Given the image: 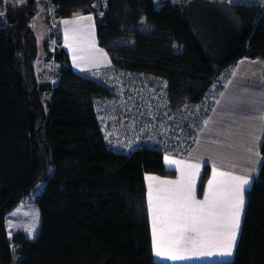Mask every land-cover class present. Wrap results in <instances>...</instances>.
<instances>
[{
  "label": "trees",
  "instance_id": "16d2710c",
  "mask_svg": "<svg viewBox=\"0 0 264 264\" xmlns=\"http://www.w3.org/2000/svg\"><path fill=\"white\" fill-rule=\"evenodd\" d=\"M51 3L57 20L93 14L98 42L113 65L167 79L175 107L200 101L240 58L264 59V22L256 6L207 0H164L158 6L154 0ZM200 4L237 20L234 26L215 25L209 45L188 17ZM40 6L39 0H0V264H162L153 253L145 174L175 171L157 149L125 154L108 147L95 102L113 93L76 72L64 48L54 54L56 80L38 71L32 21ZM260 150L263 162L245 193L235 257L207 264H264V139ZM209 174L206 166L200 193ZM29 199L40 211L38 235L30 239L18 231L9 237L7 216Z\"/></svg>",
  "mask_w": 264,
  "mask_h": 264
},
{
  "label": "crops",
  "instance_id": "0c3cea01",
  "mask_svg": "<svg viewBox=\"0 0 264 264\" xmlns=\"http://www.w3.org/2000/svg\"><path fill=\"white\" fill-rule=\"evenodd\" d=\"M57 23L60 33L59 46L69 53L71 65L76 72L83 74L91 69L107 67L113 64L108 51L100 46L98 42L93 14L79 13L71 17L60 18L57 20ZM32 28L35 31L33 26ZM35 33L37 35L36 31ZM48 36L49 31L47 29L44 40ZM38 51L37 68L39 72H43L42 60L39 59L42 55L39 43ZM45 56L47 57L46 52L42 55V58ZM229 67L231 68L230 79L223 87L214 108L210 112L188 155L186 157L164 156L165 166L170 170H174L175 175L164 176L146 173L145 183L149 207L150 193L152 203L156 205L158 203V196L163 197L166 193L177 190L175 183H161L162 181L185 183L189 179L187 174L194 170L188 169L186 167L188 164L199 165L198 171H195L191 176L194 195L197 201L204 200V196L208 191V181L213 179L214 168L218 172L226 174L225 176L217 175L215 177L216 181L225 182L220 185L221 188L228 187L227 174L229 173L232 176L248 178L250 183L245 186L243 192L245 203L232 254L231 256L193 257L185 260H171L157 257L154 254L155 260L159 263L207 264L209 262H228L235 257L244 219L246 206L245 193L251 187L254 178L258 175L263 162L260 148L264 139V59L242 57ZM165 157L177 163L171 164ZM206 166L210 167V174L203 191L200 193V183ZM182 171L185 173L184 177H182ZM149 218L153 241V214L150 207ZM171 227V223L169 225H162L157 221L156 240L159 243L161 251L166 255L191 256L194 250L193 244L175 235L170 230ZM162 228L164 229L163 232L161 231ZM186 235L192 234L187 233Z\"/></svg>",
  "mask_w": 264,
  "mask_h": 264
},
{
  "label": "built area",
  "instance_id": "2783aa9c",
  "mask_svg": "<svg viewBox=\"0 0 264 264\" xmlns=\"http://www.w3.org/2000/svg\"><path fill=\"white\" fill-rule=\"evenodd\" d=\"M49 3V0H44ZM164 0H154L156 5ZM179 4L184 0H166ZM230 5L256 6L264 22V0H207ZM13 5L20 0H8ZM50 43L56 45L58 23L49 13ZM57 47L58 44H57ZM55 48L49 62L55 74L58 64ZM48 57V56H47ZM231 68L215 78L204 97L197 102L186 100L173 106L167 79L151 74L135 73L110 65L91 69L82 75L101 84L113 93L95 102V113L108 147L119 153H132L141 148H153L164 155L186 157L201 132L223 87L228 83Z\"/></svg>",
  "mask_w": 264,
  "mask_h": 264
},
{
  "label": "snow or ice",
  "instance_id": "6c2138e0",
  "mask_svg": "<svg viewBox=\"0 0 264 264\" xmlns=\"http://www.w3.org/2000/svg\"><path fill=\"white\" fill-rule=\"evenodd\" d=\"M90 19V17H89ZM67 23V22H65ZM177 163L174 160H168ZM189 179L175 183L177 190L157 197L158 203L153 205L151 193L149 194V207L153 214V249L157 257L171 260H185L193 257L231 256L240 226L241 214L244 206L243 192L250 180L245 177L228 175V187L221 188L223 181H216L215 177L225 176V173L213 169V179L208 181V191L203 201H197L194 195L191 176L198 171L199 165L188 164ZM185 173L182 171V177ZM157 221L162 225H169L170 230L181 239L190 241L194 250L191 256L166 255L160 249L156 240ZM163 232L164 229L162 228ZM191 233L192 235H186ZM215 249V251H214Z\"/></svg>",
  "mask_w": 264,
  "mask_h": 264
},
{
  "label": "rangeland",
  "instance_id": "374dc122",
  "mask_svg": "<svg viewBox=\"0 0 264 264\" xmlns=\"http://www.w3.org/2000/svg\"><path fill=\"white\" fill-rule=\"evenodd\" d=\"M49 1L50 2L47 3L44 0L43 1L39 0V5L41 4L40 11L36 14V17L34 18L32 22V26L34 27L38 35L37 36L38 43H39V47L42 52V55H44L46 52L47 56H48V52H50L51 49L55 48L56 50L57 44L58 46L60 44L58 38L56 40V45H54L53 43H50V37H51L50 27L51 26L49 24L50 23L49 19L48 21L46 20V16L48 17L49 13L51 12L55 14V12H54V6L51 3V0ZM21 2H23V0H20L19 4ZM217 8L218 7L206 6V5L200 4V5H196L194 8H190L188 11V17L193 26L194 31L204 36L205 37L204 41L207 42L206 44L208 45L210 43L209 35L212 33V30L215 27V25L220 24L221 22H224V23H227L228 25L232 24L234 26L237 23V20L233 14H227V15L222 14V16H220L218 14L219 12L216 13ZM207 24H209L208 28H207ZM47 29L49 31V36L48 38L44 40L47 34ZM142 29L147 30L149 29V26L147 24H144ZM218 30H217L215 41L220 42L223 35L221 33H218ZM43 40L45 43L43 42ZM131 41L132 39L130 38L124 39V42H127V43H130ZM42 55L40 56L39 59L42 60L41 63L43 66V72L46 74V76L49 79L51 78L52 80H54L55 74L52 70V66L50 65V62H46L47 57L45 56L44 58H42ZM229 79H230V76H229ZM40 224H41V215H40L39 208L31 199L21 203L6 218V225H7L9 237L14 236V234L18 231H23L28 238L35 239L36 236L38 235ZM19 258L20 257L18 255L14 256L15 261H18ZM209 263H212V262H209Z\"/></svg>",
  "mask_w": 264,
  "mask_h": 264
}]
</instances>
